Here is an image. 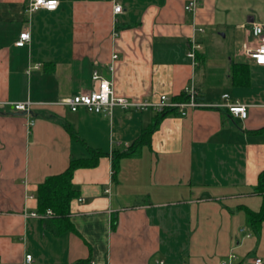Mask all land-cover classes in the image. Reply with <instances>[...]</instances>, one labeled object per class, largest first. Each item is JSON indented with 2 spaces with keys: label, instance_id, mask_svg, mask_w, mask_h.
I'll return each mask as SVG.
<instances>
[{
  "label": "crops",
  "instance_id": "0c3cea01",
  "mask_svg": "<svg viewBox=\"0 0 264 264\" xmlns=\"http://www.w3.org/2000/svg\"><path fill=\"white\" fill-rule=\"evenodd\" d=\"M31 1L0 0L4 264H28V254L30 264H220L231 254L234 264L264 263V221L252 228L245 210L262 205L253 188L264 170V66L247 51L264 0H201L195 14L189 0H58L56 10L30 12ZM24 31L30 39L17 46ZM95 70L118 96L176 100L194 86L204 106L163 117L114 179L110 154L126 151L156 112L109 117L59 104L96 87ZM224 94L246 118L213 106ZM27 101L28 112L12 107ZM94 150L107 155L74 171L67 221L39 212V184Z\"/></svg>",
  "mask_w": 264,
  "mask_h": 264
},
{
  "label": "built area",
  "instance_id": "2783aa9c",
  "mask_svg": "<svg viewBox=\"0 0 264 264\" xmlns=\"http://www.w3.org/2000/svg\"><path fill=\"white\" fill-rule=\"evenodd\" d=\"M201 0H189L185 4V10L195 14L197 6ZM59 5L58 0H32L29 3L28 11L35 12L40 9L46 10H56ZM122 11V6L116 4L114 6V12L120 13ZM199 32H203L202 27L196 28ZM252 33L257 40V45L255 48L248 49V56L253 60L256 65L264 66V23L254 24L252 27ZM30 39L29 31H24L20 34L19 40L16 42L17 46H24ZM200 48V45L196 42L195 38L192 37L191 45L188 50V56L195 60L196 52ZM117 54L112 56V59H116ZM109 70L112 72L114 70V65L111 63L109 65ZM92 81L96 84V87L92 88L90 91L85 93H80L74 95L70 98L64 99L59 104L67 106L71 111L77 112L81 108L85 109L90 113L101 114L104 116L111 117L115 109L119 108L124 111H139L151 109L155 112H163L165 110L175 109L180 112V115H187V110L189 108H196L204 106L197 99L198 92L191 86L186 90L188 97L185 100L178 101L170 98L167 95H162L157 101L148 100H136L124 96L116 95L114 91L113 82L104 78L99 71L95 70L92 73ZM224 102L218 103L213 106L226 108L232 115L246 118L247 108L245 105L240 104L237 101H232L229 94H224ZM0 104H3L0 102ZM31 102H18L12 104L14 110L26 111L30 110ZM33 124V121L31 122ZM82 200V199H81ZM47 215H51L50 210L46 211ZM32 216L36 217V213H32ZM236 256L234 254L230 255L228 261H223L220 264H234ZM25 262L30 264L33 262V258L30 254L25 256ZM0 264H4L2 258L0 257ZM157 264H166L164 260L157 261ZM253 264H264L261 258H256Z\"/></svg>",
  "mask_w": 264,
  "mask_h": 264
},
{
  "label": "trees",
  "instance_id": "16d2710c",
  "mask_svg": "<svg viewBox=\"0 0 264 264\" xmlns=\"http://www.w3.org/2000/svg\"><path fill=\"white\" fill-rule=\"evenodd\" d=\"M187 97V93L184 92L181 93L176 98V100L182 101ZM173 111H175V109L156 112L155 122L150 126L143 128L140 136L129 146L126 151H114L110 154L112 158L114 179L119 172L121 159L127 156L139 154L140 148L150 142L151 135L155 131L160 120ZM261 130L264 131V128ZM103 155L107 154L94 150L92 152V157L72 159L69 162L68 167L62 173L50 175L42 183H40L37 190L39 212L51 210L57 217L56 223H65L67 221V216L70 213L71 202L78 196V192L76 189H74L72 184L74 171L80 167H95L99 161V158ZM253 190L262 197L261 208L257 212L248 208H245V210L252 228L258 229L259 224L264 221V170L259 174L258 183L253 188Z\"/></svg>",
  "mask_w": 264,
  "mask_h": 264
}]
</instances>
